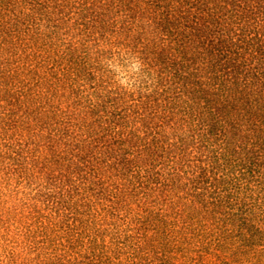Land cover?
<instances>
[{"label":"trees","instance_id":"obj_1","mask_svg":"<svg viewBox=\"0 0 264 264\" xmlns=\"http://www.w3.org/2000/svg\"><path fill=\"white\" fill-rule=\"evenodd\" d=\"M0 264H264V0H0Z\"/></svg>","mask_w":264,"mask_h":264}]
</instances>
